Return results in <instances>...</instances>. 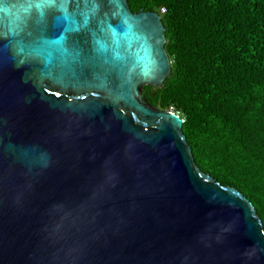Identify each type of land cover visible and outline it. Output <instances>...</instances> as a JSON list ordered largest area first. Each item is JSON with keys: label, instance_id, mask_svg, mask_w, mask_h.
Here are the masks:
<instances>
[{"label": "water", "instance_id": "95a60500", "mask_svg": "<svg viewBox=\"0 0 264 264\" xmlns=\"http://www.w3.org/2000/svg\"><path fill=\"white\" fill-rule=\"evenodd\" d=\"M166 27L127 0H0V264H264V225L196 165Z\"/></svg>", "mask_w": 264, "mask_h": 264}, {"label": "trees", "instance_id": "16d2710c", "mask_svg": "<svg viewBox=\"0 0 264 264\" xmlns=\"http://www.w3.org/2000/svg\"><path fill=\"white\" fill-rule=\"evenodd\" d=\"M162 13L171 75L145 86L174 109L196 165L238 189L264 225V0H127Z\"/></svg>", "mask_w": 264, "mask_h": 264}, {"label": "built area", "instance_id": "2783aa9c", "mask_svg": "<svg viewBox=\"0 0 264 264\" xmlns=\"http://www.w3.org/2000/svg\"><path fill=\"white\" fill-rule=\"evenodd\" d=\"M164 12H165V9L164 8H161L159 13L162 14ZM169 111L170 112H175L173 108H171ZM175 113H177V112H175Z\"/></svg>", "mask_w": 264, "mask_h": 264}]
</instances>
